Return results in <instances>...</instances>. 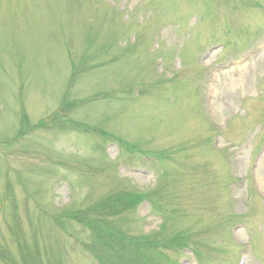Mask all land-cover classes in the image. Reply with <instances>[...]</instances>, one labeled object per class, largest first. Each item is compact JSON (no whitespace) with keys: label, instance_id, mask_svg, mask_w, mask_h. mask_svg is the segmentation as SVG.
Returning <instances> with one entry per match:
<instances>
[{"label":"rangeland","instance_id":"obj_1","mask_svg":"<svg viewBox=\"0 0 264 264\" xmlns=\"http://www.w3.org/2000/svg\"><path fill=\"white\" fill-rule=\"evenodd\" d=\"M0 264H264V0H0Z\"/></svg>","mask_w":264,"mask_h":264}]
</instances>
